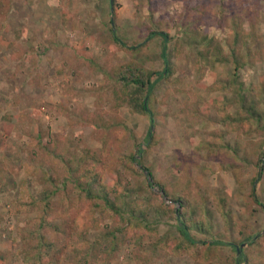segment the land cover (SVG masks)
Wrapping results in <instances>:
<instances>
[{"label":"rangeland","instance_id":"1","mask_svg":"<svg viewBox=\"0 0 264 264\" xmlns=\"http://www.w3.org/2000/svg\"><path fill=\"white\" fill-rule=\"evenodd\" d=\"M8 2L13 9L0 28V254L6 257L0 264H37L19 255L18 229L25 222L16 204L40 194L45 170L63 177L71 153L102 151L107 134L108 183L114 176L139 188L138 203L151 211L163 202L173 206L159 186L151 190L143 174L123 162L142 149L143 163L170 195H182L198 218L204 209L213 215L211 230L196 236L229 246L202 260L175 255L171 241L167 251L158 248L180 234L171 214L156 218L154 212L153 237L139 242L142 231L106 237L124 221L107 213L90 215L89 204L77 202L94 246L86 264H238L240 255L251 263L264 260V0H251L245 13L237 0ZM234 13L245 31L254 33L251 52L239 47L236 58ZM111 27L127 48L114 40ZM151 30L168 33L169 64L162 56L163 38L147 39ZM134 60L150 71L171 69L151 95L153 120L114 102L109 75ZM241 95L253 104L254 117L247 115ZM220 101L229 102L233 126L222 120ZM245 116L250 120L243 121ZM150 129L154 138L148 143ZM40 133L45 148L39 146ZM260 171L256 196L263 206L250 195ZM61 190L52 201L63 210ZM221 197L228 201L225 211L232 212L229 224L217 212ZM113 239L119 240L118 249L104 253Z\"/></svg>","mask_w":264,"mask_h":264},{"label":"trees","instance_id":"2","mask_svg":"<svg viewBox=\"0 0 264 264\" xmlns=\"http://www.w3.org/2000/svg\"><path fill=\"white\" fill-rule=\"evenodd\" d=\"M251 0H237L238 6L244 13L249 10L247 4ZM111 5L113 0H110ZM240 3V4H239ZM12 6L8 0H0V28L8 20V15L12 12ZM233 22L236 28V35L234 38L233 48L234 58L237 57L235 51L237 48H245L251 52V37L254 36L252 32H246L237 13H234ZM253 25V23H251ZM114 40L121 44L124 48L127 45L116 35L114 27H111ZM157 36L163 38L164 47L162 56L166 64H169L167 58V42L169 40L168 33L151 30L147 39H153ZM240 45V46H239ZM171 73L170 66L166 67L163 72L150 71L144 64L137 61H130L124 65L119 66L111 71L109 77L113 82L114 102L116 106H126L132 113L149 115L153 120V112L150 109V99L153 93L156 82L159 79ZM157 76V79L155 77ZM242 85V84H241ZM264 89V83L261 85ZM230 90V89H227ZM240 90H243L241 86ZM241 104L246 108V113L253 116L252 110L254 106L252 103L247 104L248 97L246 95L238 96ZM229 102L220 101L218 103L219 113L221 118L228 126L236 124V118L229 110ZM254 117V116H253ZM243 121H249V117H244ZM247 126V123L244 124ZM42 134H39V146L45 148L42 143ZM154 138L153 132L150 129L147 142L150 143ZM109 134L104 138L105 147L102 151H94L92 149L84 148L81 151V156L71 153L69 159L65 160L67 169L64 171L63 177L47 173L45 170L42 175L41 184L44 186L39 195L32 197L29 203H17L16 211L19 219L25 222L24 227L18 229L20 233V247L21 257L27 260L34 261L37 264H86L89 260L93 245L87 240L85 232L86 223L89 221L84 212L79 209L77 202L89 204V214H109L114 219H121L124 221L123 228L118 231H108L105 233L106 237L116 236V232L121 234L129 233L130 231L137 232L139 242L146 237H153L156 234L155 230L150 227L151 214L154 212L156 218L164 215L171 216L178 221L177 230L180 238H168L167 243L156 244V247L168 250L170 248L175 255H189L195 260L209 259L215 249L229 246V243L214 239L207 241L200 239L196 234H202L211 230L213 215L208 209L202 211L203 215L197 216V213L192 209L189 203L182 197V195H170L165 186L160 184L152 176L151 168L147 167L142 161L143 150L138 149L137 154H131L128 157H123V162L126 161L137 174H143L148 187L153 190L155 186H159V192L162 193V198H166L174 205L155 206L151 211L147 207H143L137 200V191L133 185L125 184L121 178H114L108 183L106 181L109 174L107 173V164L111 161L112 152L108 150ZM76 150L77 149L76 147ZM109 155V156H108ZM92 161V165L89 163ZM143 169V171H139ZM145 172V173H144ZM150 172V174H147ZM261 176V171L258 177L252 182L251 197L253 201L261 206V202L256 196V182ZM152 177V178H151ZM154 180V181H153ZM64 191V197L60 199L61 204H66L63 210L58 209L52 201L55 196ZM155 204H152L153 206ZM217 212L225 218V223L233 222L232 212H226L229 206L226 198L221 197L217 202ZM263 206V205H262ZM163 207L165 208L163 210ZM29 213L32 216H25L23 214ZM202 217L204 221H202ZM143 228V229H142ZM171 241V242H170ZM259 240H255L250 244H256ZM170 242V244H169ZM248 242V241H247ZM119 240L113 239L109 247H105L104 253H111L118 249ZM237 254L238 251L236 252ZM239 256V255H238ZM0 259H6L5 255L0 254ZM238 264H264V260L251 263L243 255L237 257Z\"/></svg>","mask_w":264,"mask_h":264},{"label":"water","instance_id":"3","mask_svg":"<svg viewBox=\"0 0 264 264\" xmlns=\"http://www.w3.org/2000/svg\"><path fill=\"white\" fill-rule=\"evenodd\" d=\"M243 246H244V245H243ZM237 251H238V253H240V252H241L240 248H237Z\"/></svg>","mask_w":264,"mask_h":264}]
</instances>
